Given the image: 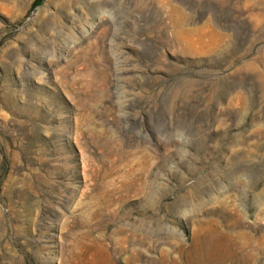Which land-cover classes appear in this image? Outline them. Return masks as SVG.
I'll return each instance as SVG.
<instances>
[{"label":"rangeland","instance_id":"374dc122","mask_svg":"<svg viewBox=\"0 0 264 264\" xmlns=\"http://www.w3.org/2000/svg\"><path fill=\"white\" fill-rule=\"evenodd\" d=\"M0 0V264H264V0Z\"/></svg>","mask_w":264,"mask_h":264},{"label":"trees","instance_id":"16d2710c","mask_svg":"<svg viewBox=\"0 0 264 264\" xmlns=\"http://www.w3.org/2000/svg\"><path fill=\"white\" fill-rule=\"evenodd\" d=\"M42 0H34L33 5H38Z\"/></svg>","mask_w":264,"mask_h":264}]
</instances>
